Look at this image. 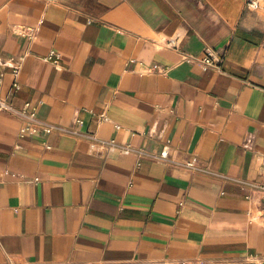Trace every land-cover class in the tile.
<instances>
[{
  "label": "crops",
  "instance_id": "crops-1",
  "mask_svg": "<svg viewBox=\"0 0 264 264\" xmlns=\"http://www.w3.org/2000/svg\"><path fill=\"white\" fill-rule=\"evenodd\" d=\"M246 1L0 0V95L169 151L138 165L0 111V264H264V11ZM207 49L221 68L187 59Z\"/></svg>",
  "mask_w": 264,
  "mask_h": 264
},
{
  "label": "built area",
  "instance_id": "built-area-1",
  "mask_svg": "<svg viewBox=\"0 0 264 264\" xmlns=\"http://www.w3.org/2000/svg\"><path fill=\"white\" fill-rule=\"evenodd\" d=\"M246 4L250 9L264 11V0H247ZM21 33L32 38L35 36V29L27 27ZM45 59L51 60L54 63H58L59 60L58 56L54 52H51L50 55L45 57ZM187 59L189 61L198 60L204 68L212 67L219 69L223 64L224 55L216 50L207 49L200 58L189 56ZM20 65L21 61H19L13 69V74L15 76L13 86L15 88L20 87V83L17 80ZM1 83L2 79L0 78V84ZM0 111L11 113L20 120L21 125L19 134L21 136L38 134L48 135L55 131H59L81 137H88L90 139L99 140L105 143L110 151L120 150L124 154L135 155L138 159V165L144 158L166 161L169 157V151L167 147H164L160 153H152L144 147L134 146L130 143H119L115 139H101L93 133H89L78 128L77 125L82 123L81 118H76L72 125L53 123L47 119L41 118L37 113V108L29 101H27L22 107H17L9 100L8 97L0 95ZM47 148H51V146L47 145ZM184 165L192 170L199 168L196 157L184 162ZM251 186L264 195V183H253Z\"/></svg>",
  "mask_w": 264,
  "mask_h": 264
}]
</instances>
